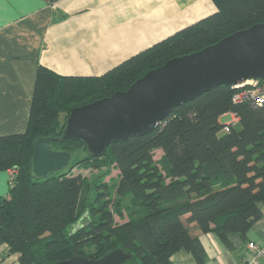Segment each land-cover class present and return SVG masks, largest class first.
<instances>
[{"label": "trees", "instance_id": "1", "mask_svg": "<svg viewBox=\"0 0 264 264\" xmlns=\"http://www.w3.org/2000/svg\"><path fill=\"white\" fill-rule=\"evenodd\" d=\"M212 2L215 12L100 75H61L37 66L26 129L0 135V171L16 169L0 197V244L18 254L19 264L73 255L96 259L115 247L131 252L123 264H172L179 250L204 264L194 227L231 249L229 235L243 238L262 216L264 104L235 103L230 86L173 107L154 130L113 141L101 156H91L81 140L59 139L72 107L126 90L170 58L264 22V0ZM226 113L235 119L221 123ZM39 136H54L51 147L72 154L66 167L40 178L30 163ZM114 169L117 174L105 180Z\"/></svg>", "mask_w": 264, "mask_h": 264}, {"label": "crops", "instance_id": "2", "mask_svg": "<svg viewBox=\"0 0 264 264\" xmlns=\"http://www.w3.org/2000/svg\"><path fill=\"white\" fill-rule=\"evenodd\" d=\"M215 11L212 0H0V135L26 129L38 65L61 75H100ZM10 178V169L0 171V197L7 195ZM260 208L262 216L243 238L229 235L231 249L194 227L204 264H240L249 241L264 243ZM170 260L197 264L185 250ZM0 264H19L6 243L0 244ZM257 264H264V256Z\"/></svg>", "mask_w": 264, "mask_h": 264}, {"label": "water", "instance_id": "3", "mask_svg": "<svg viewBox=\"0 0 264 264\" xmlns=\"http://www.w3.org/2000/svg\"><path fill=\"white\" fill-rule=\"evenodd\" d=\"M248 78H264V22L170 58L126 90L72 107L59 139L81 140L91 156H101L113 141L154 130L173 107L215 86L233 87ZM53 140L54 136L34 140L30 161L34 177L58 171L71 161L70 152L51 147ZM130 258V251L115 247L96 259L73 255L51 264H123Z\"/></svg>", "mask_w": 264, "mask_h": 264}, {"label": "built area", "instance_id": "4", "mask_svg": "<svg viewBox=\"0 0 264 264\" xmlns=\"http://www.w3.org/2000/svg\"><path fill=\"white\" fill-rule=\"evenodd\" d=\"M231 88L236 90L232 94V101L235 103L249 102L255 105L264 104V78H248ZM234 119V114H232V120ZM224 128L228 130V125H225ZM10 172L12 178L16 173V169L11 168ZM247 247L249 251L241 259L240 264H257L259 258L264 256V243L259 244L249 241Z\"/></svg>", "mask_w": 264, "mask_h": 264}, {"label": "rangeland", "instance_id": "5", "mask_svg": "<svg viewBox=\"0 0 264 264\" xmlns=\"http://www.w3.org/2000/svg\"><path fill=\"white\" fill-rule=\"evenodd\" d=\"M219 121L221 122V123H228V122H231L232 121V118H231V114H229V113H226V114H223V115H221L220 117H219ZM233 125L235 126V127H239V124H238V122H234L233 123ZM78 154L81 156V155H83L84 154V151L81 149L79 152H78ZM161 154V152L160 151H158V150H156L155 152H154V158H158V156ZM81 172L84 174V175H88L89 174V172L87 171V170H83V169H81ZM117 174V170H111V173L106 177V179L105 180H107V178L109 177V176H115ZM116 180V178H113L112 180H111V182L109 183V187L112 189V187H113V182ZM115 220H117V221H121L122 219H120L119 217H117V216H115Z\"/></svg>", "mask_w": 264, "mask_h": 264}]
</instances>
